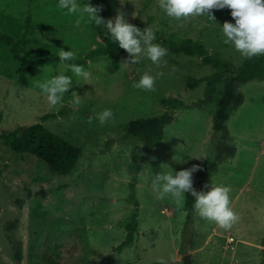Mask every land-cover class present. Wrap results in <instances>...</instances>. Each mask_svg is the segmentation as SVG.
<instances>
[{"label":"rangeland","instance_id":"obj_1","mask_svg":"<svg viewBox=\"0 0 264 264\" xmlns=\"http://www.w3.org/2000/svg\"><path fill=\"white\" fill-rule=\"evenodd\" d=\"M78 3L102 6L99 15L105 21L122 10L129 23L151 27L153 43L168 54L159 65L143 55L133 64L134 58L125 51L118 70L111 71L109 57L95 53L100 43L87 16L77 27L80 14L58 8V0H0V34L13 37L24 49L14 52L0 43V264H53L54 258L62 264H107L104 256L125 237L121 221L135 207L130 200V169L139 155L143 156L135 187L139 230L133 246L116 253L114 264H160L161 260L172 264L170 255H175L176 264H184L186 253L192 254L193 264H264V77L238 85L245 99L227 123L237 151L207 171L199 186V191H209L204 185L211 186V180L231 186L238 223L225 230L194 214L183 237L185 199L178 206L171 195L159 199L152 187L159 173L174 175L193 165L201 169L216 160L220 135L210 121L214 104L193 105L204 95L205 83L191 90L187 80L216 70L205 61L206 55L245 59L224 43L223 23L235 21L223 15H214V22L207 16L176 20L167 16L158 0ZM183 41L201 43L207 52L191 55L171 49L172 43ZM61 48L72 50L76 58L61 62ZM72 63L89 71L90 79L76 77L67 67ZM28 64L35 68L28 73L29 84L23 86L17 68ZM145 71L153 76L163 73L153 91L132 87ZM59 74L70 76L72 86L53 106L33 86V79L45 81ZM74 94L80 96L79 105L72 103ZM171 107L177 120L166 126L160 143L145 151L144 142L129 135L126 124ZM105 109H111L115 118L101 125L98 114ZM44 114L50 115L42 120ZM39 121L81 148L69 175L56 177L40 160L18 154L3 142V132ZM7 233L22 244L19 262ZM82 238L94 254H87Z\"/></svg>","mask_w":264,"mask_h":264},{"label":"trees","instance_id":"obj_2","mask_svg":"<svg viewBox=\"0 0 264 264\" xmlns=\"http://www.w3.org/2000/svg\"><path fill=\"white\" fill-rule=\"evenodd\" d=\"M213 14L223 15L234 20L231 16V10L228 8L221 10L214 9ZM134 25L141 30L148 27L139 22H136ZM93 26L96 30V39L100 43V47L95 50V53L107 55L110 59L111 71L118 70L121 56L125 50L120 48L118 43L111 38L103 25L97 26L93 22ZM27 42L28 40H26ZM0 43L8 45L14 52L24 50L18 41L7 34H0ZM171 49L173 51H183L191 55H203L207 52L201 43L192 44L184 41L172 43ZM204 59L206 62L212 63L216 70L201 78L189 77L187 85L192 90L199 86L200 83H205L204 95L193 105L197 104V106L208 108L214 104L210 121L212 129L220 135V139L217 144L216 160L208 165L203 164L200 172L193 177V187L198 192L206 172L215 170L224 158L235 155L237 151V147L232 143V136L227 123L231 115L237 111L245 99L244 93L238 88V85H242L254 78L264 77V55L255 56L251 59L245 58L240 62L234 59L222 60L220 58L209 57L208 55ZM34 68L35 65L33 64L21 65L17 68L19 84L23 86L29 84L28 73ZM171 103H174V99ZM49 115H42V120H45ZM177 118L175 109L171 107L162 113L132 118L126 124L125 129L129 135L141 139L144 142L145 151H149L154 145L161 142L166 126L176 121ZM1 138L12 151L24 156L34 157L43 162L56 177L69 175L75 168L81 155V148L79 146L52 131L40 121L27 126H19L12 131L3 132ZM142 157V155H139L137 160L131 163L130 169L133 173L132 180L130 181L132 188L130 200L134 203L135 207L131 215L126 220L121 221V226L126 231L125 237L114 247L113 253L104 256L107 264H114L116 253H123L125 248L133 246L135 235L139 230V202L135 195V187L139 162ZM194 200L195 198L191 193L185 194L187 218L183 237L193 222L195 214ZM7 236L12 243L14 258L19 262L22 259V244L20 241L15 240L12 234L7 233ZM81 241L86 245L87 254L91 255L95 253V249L89 247L86 238H82ZM50 263L62 264L60 260L55 258L51 259Z\"/></svg>","mask_w":264,"mask_h":264},{"label":"clouds","instance_id":"obj_3","mask_svg":"<svg viewBox=\"0 0 264 264\" xmlns=\"http://www.w3.org/2000/svg\"><path fill=\"white\" fill-rule=\"evenodd\" d=\"M160 8L167 16L176 20L188 19L193 16H207L211 21L216 17L213 10L228 8L235 23L225 21L222 32L225 37L224 43L231 44L240 54L251 59L255 56L264 55V0H158ZM58 8L66 9L68 14L79 13L80 17L76 21L77 27L87 16L88 22H95L97 26L103 25L111 38L124 49L130 57V63H137L138 56H146L153 64L159 65L163 57L168 54V50L159 44L153 43L155 33L151 27L143 30L132 23H129L122 10H117L114 19L105 21L99 13L102 6H93L91 3H78V0H58ZM61 62L72 61L76 58L75 53L65 51L62 48L58 52ZM129 64V63H125ZM71 72L78 78L88 81L91 73L83 66L75 63L67 65ZM46 68V67H45ZM44 68V69H45ZM43 69V71H44ZM163 73H158L161 76ZM157 76L145 71L138 82H134L132 87L145 91H153ZM33 86L39 87L46 95L49 104L55 106L63 100L65 93L72 86V78L68 75H54L50 79L40 81L33 79ZM72 103L79 105L80 96L74 94ZM114 113L111 109H105L98 114L101 125L109 120H114ZM93 117L88 118L91 124ZM201 170L199 165L180 170L174 175L157 174L152 181L153 189L158 192L159 199L171 195L175 203L180 206L185 199V193H191L195 198L194 211L201 219L215 223L220 228L230 230L240 220L239 214L234 211L230 198L231 186L217 184L211 180V186L205 184L204 188H211L209 191H196L193 187V173ZM172 264H176L175 255H170ZM160 264H167L161 260Z\"/></svg>","mask_w":264,"mask_h":264},{"label":"water","instance_id":"obj_4","mask_svg":"<svg viewBox=\"0 0 264 264\" xmlns=\"http://www.w3.org/2000/svg\"><path fill=\"white\" fill-rule=\"evenodd\" d=\"M182 258H183L184 264H193L191 253L184 254Z\"/></svg>","mask_w":264,"mask_h":264}]
</instances>
